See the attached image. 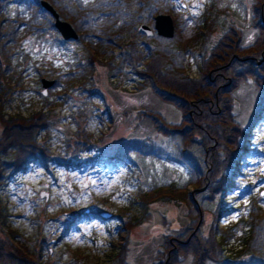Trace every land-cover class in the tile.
I'll return each mask as SVG.
<instances>
[{"label":"rangeland","instance_id":"374dc122","mask_svg":"<svg viewBox=\"0 0 264 264\" xmlns=\"http://www.w3.org/2000/svg\"><path fill=\"white\" fill-rule=\"evenodd\" d=\"M38 1L0 0V112L25 115L47 108L53 124L39 138L53 158L45 166L33 161L5 173L0 234L12 230V240L26 246L38 264H111L122 243L133 264H148L163 235L186 220L197 171L179 150L188 149L198 168L207 169L194 147L155 134L145 117L149 111L174 123L179 112L116 57L110 68L89 65L85 45L99 47L104 59L122 51L126 40L146 56L153 48L177 47L186 73L195 76L200 54L227 25L239 26L242 43L255 39L257 29L244 21L250 0H45L76 31L74 40L60 37ZM157 13L171 17L172 37L137 31L140 23L152 28ZM209 21V32L192 41ZM41 78L53 80L44 94ZM234 96L246 135L236 162L226 169L215 220V202L205 201L204 226L211 221L233 227L229 254L241 250L237 263L264 264V93L244 83ZM80 127L92 141L68 155L67 143Z\"/></svg>","mask_w":264,"mask_h":264},{"label":"trees","instance_id":"16d2710c","mask_svg":"<svg viewBox=\"0 0 264 264\" xmlns=\"http://www.w3.org/2000/svg\"><path fill=\"white\" fill-rule=\"evenodd\" d=\"M245 11L244 21L257 29L255 39L242 43L239 26L227 25L214 44L200 54L195 76L186 73L183 53L177 47L153 48L146 56L133 40H126L122 51L104 59L99 57L103 56L99 47L85 45L89 65L96 61L110 68V60L116 57L131 67L134 76L158 100L179 112L180 119L174 123H167L158 113L149 111H145V117L155 134L178 140L182 147H194L195 156L203 160L207 169L203 172L198 168L187 155L188 149L179 150L188 161L192 160L191 166L197 171L190 181L194 189L186 220L173 234L163 235L161 246L148 264H244L247 261L237 263L241 250L235 256L229 254L226 243L233 235V227L222 228L211 221L204 226L205 201L215 202L210 212L211 219L215 220L219 215L220 195L228 181L226 169L236 162L237 151L246 135L235 115V92L240 84L250 83L264 93V0H250ZM205 23L206 29L196 32L192 41H198L201 32H209L212 23ZM51 124L53 120L43 106L25 115L0 112V185L5 173L17 172L33 161L45 166L53 158L49 146L39 138L40 131L48 130ZM70 138L68 155L92 141L82 127ZM8 233V236L0 234V264H38L26 246L12 240V230ZM124 248L122 243L110 259L111 264H133Z\"/></svg>","mask_w":264,"mask_h":264},{"label":"water","instance_id":"95a60500","mask_svg":"<svg viewBox=\"0 0 264 264\" xmlns=\"http://www.w3.org/2000/svg\"><path fill=\"white\" fill-rule=\"evenodd\" d=\"M41 8L49 13L52 17L53 27L58 31L60 37L65 40H74L77 38V33L73 27L65 20L59 18L58 13L51 6V4L45 0L38 1ZM137 30L146 36H149L154 31L157 35L170 38L174 33V26L171 17L166 13H157L153 17V27L150 28L145 23H140L137 27ZM42 90L41 93L46 92V88L49 87L52 83V79L41 78L40 80ZM102 217H106L107 213L100 214Z\"/></svg>","mask_w":264,"mask_h":264}]
</instances>
